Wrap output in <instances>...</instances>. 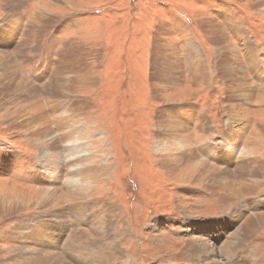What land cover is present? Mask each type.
Masks as SVG:
<instances>
[{"label": "rangeland", "instance_id": "obj_1", "mask_svg": "<svg viewBox=\"0 0 264 264\" xmlns=\"http://www.w3.org/2000/svg\"><path fill=\"white\" fill-rule=\"evenodd\" d=\"M15 1L0 264H264V0Z\"/></svg>", "mask_w": 264, "mask_h": 264}, {"label": "bare ground", "instance_id": "obj_2", "mask_svg": "<svg viewBox=\"0 0 264 264\" xmlns=\"http://www.w3.org/2000/svg\"><path fill=\"white\" fill-rule=\"evenodd\" d=\"M8 2H9L8 3V8L11 11V13H13V14H14V12L15 13L18 12L20 7L22 6L21 2H17L15 0H8ZM14 17H16V16H14ZM39 29H40V27H39ZM62 86H63V84L61 86L58 83L52 84V86H51V87H53L52 94H55V96H58L60 94ZM42 203H43V205H41ZM38 204H40L41 206H45L47 209H48V207H50V208L53 207L54 208V207H56V204H57V198L56 199H54V198L44 199L42 202H40ZM40 205H38V206H40ZM35 258L36 259H34V260H26L22 264H44L47 261L43 255H40V256L37 255V257H35Z\"/></svg>", "mask_w": 264, "mask_h": 264}]
</instances>
